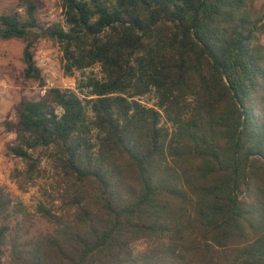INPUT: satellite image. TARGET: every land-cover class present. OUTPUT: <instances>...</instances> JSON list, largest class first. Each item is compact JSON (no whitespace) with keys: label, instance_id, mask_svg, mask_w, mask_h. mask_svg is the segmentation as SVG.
Listing matches in <instances>:
<instances>
[{"label":"trees","instance_id":"1","mask_svg":"<svg viewBox=\"0 0 264 264\" xmlns=\"http://www.w3.org/2000/svg\"><path fill=\"white\" fill-rule=\"evenodd\" d=\"M257 2L60 0L48 27L31 0L0 15V39L25 42V78L41 82L40 38L79 73L18 112L8 153L28 180L47 157L63 191L35 207L50 231L28 237L31 215L0 187V264H264Z\"/></svg>","mask_w":264,"mask_h":264},{"label":"rangeland","instance_id":"2","mask_svg":"<svg viewBox=\"0 0 264 264\" xmlns=\"http://www.w3.org/2000/svg\"><path fill=\"white\" fill-rule=\"evenodd\" d=\"M23 1L0 0V15L13 11L22 14ZM31 1L36 5L37 15L44 27L62 24L60 0ZM262 3L264 0H258L256 4V9L260 13H263L260 10ZM260 41L264 44V34L260 36ZM24 47L23 40L0 39V187L14 202L21 203L31 215L29 220H23L22 225L28 227V237H37L49 232L50 228L45 220L35 213V207L39 203L50 207L52 201L55 208L58 207L63 186L47 157H43L41 162V168L45 172L34 180L26 179L20 174L24 170L23 162L11 156L7 146L13 144L22 103L44 97L49 88L73 89L79 73H75L74 76L65 75L61 69L60 45L49 38H40L34 44L33 52L35 64L41 73V82L27 79L24 76L25 65L22 61ZM87 72L101 77L98 66L90 68ZM142 101L151 105L154 98L150 94L143 97Z\"/></svg>","mask_w":264,"mask_h":264}]
</instances>
